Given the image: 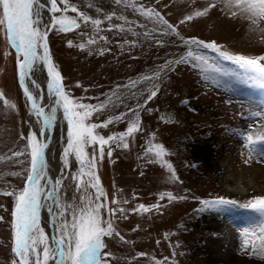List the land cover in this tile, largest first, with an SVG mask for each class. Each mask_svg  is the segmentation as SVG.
Returning a JSON list of instances; mask_svg holds the SVG:
<instances>
[{"label":"rangeland","instance_id":"374dc122","mask_svg":"<svg viewBox=\"0 0 264 264\" xmlns=\"http://www.w3.org/2000/svg\"><path fill=\"white\" fill-rule=\"evenodd\" d=\"M92 1L95 8L74 6L78 12L100 19L99 27L91 21L85 24L70 10L56 13L76 19L80 27L68 32L50 29L48 43L53 63L72 98L92 104L99 102L96 98L104 100L113 92L124 98L120 104L113 96L117 106L93 113L91 122L100 123L135 108L138 100L142 105L138 110L140 131L127 138L129 148L117 147L113 142L111 157L105 155L97 167L101 185L108 194V207L127 210L126 217L118 212L113 217L114 227L124 240L105 237L106 251L113 254L112 264H155L157 260L161 264H264V257L253 251L264 248L261 235L264 216L250 207L257 198H264V159L259 155L264 147L259 141L264 132V116L257 115L264 114V87L253 79L255 73L221 60L219 63L233 75L220 77L217 85L206 82L200 70L190 64L174 63L158 85L157 96L150 101L146 100L147 93L142 97L138 91L144 84H131L153 74L166 61H174L196 48L183 44L179 37L214 42L231 55L262 56L264 21L252 25L244 14L233 16L225 0H122L119 5L115 0ZM70 2L73 4L75 0ZM213 4L216 6L212 7ZM133 5L159 12L174 26L179 37L161 33L160 24L154 18L142 16ZM205 8L208 9L205 15H194ZM113 13L112 20H107ZM188 15L193 16L191 21L185 20ZM122 16L128 24L119 18ZM181 20L185 22L180 23ZM110 25H123L126 30H110ZM145 31L153 36L146 38ZM100 36L107 39L100 40ZM90 38L96 43L87 44ZM69 40L73 47H68ZM80 43L86 44L84 50L77 46ZM101 50L103 55L99 54ZM200 52L210 63L217 58L211 49ZM17 73L15 51L0 28V92L4 94L0 99V264H12L15 259L11 251L15 201L3 193L19 189L25 183L22 176L13 174L21 172L22 166L14 163L10 154L23 150L25 140L21 137L32 132ZM153 83L157 85V80ZM118 85L129 88L117 90ZM4 100L15 104V108L5 105ZM127 126L125 119L98 131L107 137L126 131ZM249 135L254 141L251 146L245 139ZM156 144L164 146L167 152L164 160L173 165L172 171L159 162H146L145 152ZM87 151L91 153L92 149ZM79 167L74 156L69 157L67 168L62 164L58 178L65 177L60 187L61 202L79 205L82 196L94 198V189L87 192L77 189V181L72 179ZM165 193L176 199L165 196L161 200ZM220 198L233 203L216 209L202 204ZM113 199L120 203L113 205ZM124 199L127 204L122 203ZM140 204L158 207L147 213L133 212ZM102 215L107 216L106 209ZM224 234L233 239L232 243H240L244 251L236 250L234 244H225L218 254L230 249L227 253L231 258L227 261L200 254V249L210 243L224 244Z\"/></svg>","mask_w":264,"mask_h":264},{"label":"snow or ice","instance_id":"6c2138e0","mask_svg":"<svg viewBox=\"0 0 264 264\" xmlns=\"http://www.w3.org/2000/svg\"><path fill=\"white\" fill-rule=\"evenodd\" d=\"M115 2L119 5L122 0H115ZM60 5H63V7L61 8ZM215 6L212 5V7ZM225 6L232 11L233 16L238 13L246 15L252 25H258L261 21H264V0H225ZM133 7L142 16L149 19L154 18L160 24L161 33L166 35L175 34L179 37V33L176 32L174 26L164 19L159 12L151 8H145L143 5L139 7L133 5ZM45 10L51 14L47 23L43 22L42 17ZM69 10L77 13L85 24L91 21L93 26L99 27L102 23L100 19H94L83 12H78L70 0H0V28L6 34L7 42L15 49L19 84L23 89L26 100L29 102L31 114L37 118V124L39 125L38 131H33L26 137H21L25 140L23 150H16L10 154V159L22 166L21 172L13 174L22 176L25 180L23 187L3 193L13 197L15 201L11 222V251L15 256L12 264H112L113 254L106 251L108 246L105 237H119L124 240V237L114 227L113 217L116 216L117 212L126 217L127 210L123 207H108V194L101 185L97 167L105 155L111 157L113 142L117 147L129 148L127 138L140 131L138 110L142 105L138 100L135 108L130 107L128 111L120 115H112L103 122L94 123L91 122L93 113L99 114L110 106H117L113 101V96H115L116 101L123 104L124 98L122 95L113 92L111 96H107L104 100L96 98L99 102L92 104L72 98L65 90L63 77L52 60L48 36L50 29L68 32L80 27L76 19H71L66 15H56V13ZM207 11L208 9L205 8L203 12L196 11L194 15L199 17L205 15ZM114 15L115 13L107 16L106 19L111 21ZM119 18L124 20L125 24L129 23L126 17ZM192 19V15L185 17L187 21ZM184 22V20L180 21V23ZM112 28L121 32L126 30L123 25H110V30ZM127 30L131 31L130 28ZM133 34L135 35V33ZM144 35L147 38L153 36V33L145 31ZM179 38L183 44L195 45L196 48L189 50L186 55H181L174 61H166L164 65L158 66L153 74L144 75L139 80L131 82L132 86L145 85L143 89H138V91L142 97L147 93V101L155 98L159 91L158 85L153 81L160 80L162 73L166 74L167 71L172 70L171 65L173 63L177 65L190 64L193 69L200 70L206 82L211 81L218 85L220 77L233 75L219 61H231L242 69H251L255 73L253 79L264 87V55L255 58L231 55L226 51H221L220 47L214 42L206 43L195 38L191 40H184L183 37ZM99 39L106 40L107 38L100 36ZM94 43H96V40L93 38L87 41L89 45ZM130 43L135 44L136 41ZM156 43L161 42L156 40ZM77 46L84 50L86 44L80 43ZM68 47H73L71 40L68 41ZM200 49H211L217 54V58L210 63L209 58L202 54ZM99 54L103 55L104 50H101ZM38 65L46 66L49 77L47 90L55 98L50 111H46L40 103L43 99L42 95L34 94L30 90V84L34 85L36 89L40 88V85L33 78V73ZM121 88L128 89L129 85L117 86V90ZM130 94L133 97L136 96L135 92ZM3 98L4 94L0 92V99ZM4 104L10 108H15V104H11L8 100H4ZM58 109L62 110L63 118L67 122L66 147L62 149V164L64 168H67L69 157L74 156L80 166L77 173L72 177L77 181V189H82L84 192H87L89 188L95 190L94 198L90 195L82 196L79 205L61 202L60 187L65 177L61 176L60 179L53 180L48 173L46 153L50 147L49 132L55 127ZM257 115L264 116L261 113ZM125 119L128 120L126 131L113 133L107 137L98 131V129L108 128L109 125ZM245 139L249 146L254 143L251 135ZM259 141L264 144V132L259 136ZM88 148L92 149L91 153L87 151ZM144 155L146 162H159L169 171H172L173 165L164 160L167 152L163 145L156 144L154 147H149ZM259 155L264 159V147L261 148ZM21 157L25 159L22 160ZM85 176L88 177L87 180L83 179ZM173 178H175L174 172ZM165 196L169 200L176 199L171 193L162 194L160 199H165ZM183 198L181 197V199ZM133 199H135V196ZM48 201H51V203H48ZM111 203L116 205L120 201L113 199ZM122 203L127 204L128 201L124 199ZM232 203V201L223 198L215 201H202L205 207L214 209ZM45 207L48 208L49 214L52 216L51 222L58 231V235L52 237L51 245L44 229L40 226L41 209ZM155 207L158 206L148 207L140 204L132 211L147 213ZM250 207L258 210L264 216V198H257L251 203ZM105 209L107 210V216L102 215V210ZM261 235L264 236V228L261 229ZM253 251L264 257V248L260 251L253 249ZM155 264H161V261L157 260Z\"/></svg>","mask_w":264,"mask_h":264},{"label":"bare ground","instance_id":"6f19581e","mask_svg":"<svg viewBox=\"0 0 264 264\" xmlns=\"http://www.w3.org/2000/svg\"><path fill=\"white\" fill-rule=\"evenodd\" d=\"M50 13L45 10L42 13L43 22L47 23L50 18ZM169 71L161 74V79L157 80V85H160L168 75ZM33 78L35 81L40 85L39 89H36L34 85L30 84V90L34 92V94H40L42 95L43 99L40 101L42 106L45 107L46 111H50V107L54 104V97H52L47 90V83L49 81V77L46 71V66L44 65H38L35 68V71L33 73ZM28 83V81H26ZM27 122L33 131L39 130V125L37 124V118L31 114V110H28L27 114ZM66 133H67V122L63 118L62 110L58 109L57 111V121L55 124V127L49 132L50 136V147L49 150L46 153V158L48 161V173L53 178V180H56L60 176V168L62 166V149L66 147ZM233 182V181H230ZM48 203H51V201H48ZM52 221V216L49 214V210L47 207L41 209L40 213V226L44 229L45 235L49 238V244L52 243V237L58 235L57 228L54 227ZM225 235V234H224ZM223 236V235H220ZM227 235L223 236L226 238ZM225 239L224 244H220V242L216 241L213 243H210L209 245H206L202 249H200V254L211 259H217V260H230L229 254L227 253L230 249L225 250L223 254H218L220 248H224L225 244H228L229 246L236 245V250L239 252L244 251L242 249V245L239 243H232L233 239L230 238ZM232 237V236H231ZM228 254V256H227ZM209 256V257H208Z\"/></svg>","mask_w":264,"mask_h":264},{"label":"trees","instance_id":"16d2710c","mask_svg":"<svg viewBox=\"0 0 264 264\" xmlns=\"http://www.w3.org/2000/svg\"><path fill=\"white\" fill-rule=\"evenodd\" d=\"M74 4L76 5V7L79 6L81 8H95L94 7L95 6L94 1H92V0H79V1L75 0L73 5ZM98 5H100V4H98Z\"/></svg>","mask_w":264,"mask_h":264},{"label":"water","instance_id":"95a60500","mask_svg":"<svg viewBox=\"0 0 264 264\" xmlns=\"http://www.w3.org/2000/svg\"><path fill=\"white\" fill-rule=\"evenodd\" d=\"M12 49L15 51L14 48H12ZM173 65H174V63L171 65V68L173 67ZM46 71H47V70H46ZM17 82H18V85H19L20 89H21L22 92H23V89H22V87H21L20 84H19L18 73H17ZM23 94H24V92H23ZM24 101H25V105H26V107H27L28 110H29V109H30L29 102L26 100L25 96H24Z\"/></svg>","mask_w":264,"mask_h":264}]
</instances>
